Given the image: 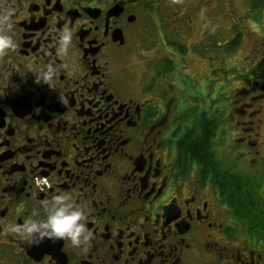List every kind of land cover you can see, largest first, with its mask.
<instances>
[{"label":"flooded vegetation","instance_id":"af4514ba","mask_svg":"<svg viewBox=\"0 0 264 264\" xmlns=\"http://www.w3.org/2000/svg\"><path fill=\"white\" fill-rule=\"evenodd\" d=\"M3 3L16 9L18 46L0 55V264H264V237L232 214L219 178L202 179L190 153L200 137L219 168L246 175L244 149H258L251 159L264 204V38L243 57L239 79L235 52L244 33L235 49L232 33L211 41L214 55L201 56L241 82L226 112L180 99L174 70L216 26L263 22L264 0ZM150 23L184 29L162 47L156 72L143 68L139 53ZM65 24L73 33L61 53ZM196 28L198 39L188 43ZM59 194L86 209L87 242L28 243L7 230L43 218Z\"/></svg>","mask_w":264,"mask_h":264},{"label":"rangeland","instance_id":"374dc122","mask_svg":"<svg viewBox=\"0 0 264 264\" xmlns=\"http://www.w3.org/2000/svg\"><path fill=\"white\" fill-rule=\"evenodd\" d=\"M257 1V0H256ZM264 7V6H263ZM257 15L255 12H252V17L254 18ZM251 19L254 22V19ZM263 22L258 23H247V24H236L235 20H229L232 22V25L225 26H216L214 34L212 36H208V42L203 45H199L195 43L194 45L188 46V50H184L185 53H188V58H186V63L176 64L174 67L175 73L177 75V82L180 84L181 92H178V97L180 99L187 98V102L193 105H199L201 108L211 107L214 113H219V111H227L228 108L236 105L237 99L233 98L232 88L234 91H237L238 86L241 85L240 81H237L233 75L226 76L222 71L216 70L214 67H211L209 63L205 61H201V56L208 57L210 55H214L212 48L213 40L218 39L223 43L226 42L230 34H243V40L239 44L236 52V70H237V79H239L240 75H243V68L245 65L247 66V59L243 57L249 51L257 50L259 42H261V38H264V9L262 13ZM196 33L193 38H189L186 40L189 42H194L198 39V36L201 32L200 28H196ZM184 32L183 30H167L163 26L159 29L155 23H150L149 27L146 29L145 33H142L140 37V59L144 58L146 60L145 68L151 72L154 70L155 72L160 69L158 62L156 63V58L159 59L161 56L162 47H166V45L172 42V39L178 41V37L174 36L176 33ZM216 34V36H215ZM187 36H185V39ZM210 45V46H209ZM223 49L227 50V46L223 47ZM176 56L180 54L178 51H173ZM163 53V52H162ZM164 54V53H163ZM168 54V52L166 53ZM199 57V58H198ZM213 61V60H210ZM246 69V68H245ZM225 75V77H224ZM238 82V84H237ZM250 92L248 93V95ZM240 100L244 101L247 97L246 94L241 93L238 95ZM182 97V98H181ZM239 100V101H240ZM182 105L184 103L182 102ZM264 105V103H263ZM243 117V118H242ZM244 119V115L241 116ZM246 124L243 128H247ZM255 127V124L253 125ZM250 135L251 141L256 140L253 131ZM237 142H233L232 150H240V146L237 145ZM222 144H217L216 146L220 147ZM250 150V151H249ZM258 149H249L246 147L244 149L245 158L250 157L248 161L245 160L246 170L251 174H257V162L256 160H252L257 157L255 155V151ZM252 158V159H251Z\"/></svg>","mask_w":264,"mask_h":264},{"label":"clouds","instance_id":"9594fccd","mask_svg":"<svg viewBox=\"0 0 264 264\" xmlns=\"http://www.w3.org/2000/svg\"><path fill=\"white\" fill-rule=\"evenodd\" d=\"M16 9L0 0V55L15 51L18 46L16 32L11 17ZM73 29L67 24L59 31L57 40L59 51L66 52L72 38ZM51 75V66L43 73L45 79ZM48 183L47 180L42 181ZM87 211L76 204L65 194L54 195L46 202L43 218H29L22 225L12 223L8 226L9 232H14L28 243H39L44 238L66 239L73 246H80L91 237V232L85 223Z\"/></svg>","mask_w":264,"mask_h":264},{"label":"trees","instance_id":"16d2710c","mask_svg":"<svg viewBox=\"0 0 264 264\" xmlns=\"http://www.w3.org/2000/svg\"><path fill=\"white\" fill-rule=\"evenodd\" d=\"M240 39V35L237 34L232 46L234 49L239 44ZM204 145L199 137V140L195 141L192 147L190 146L191 157L198 160L202 170V179L208 177L212 183L215 174L219 178L220 197L227 202L232 214L237 216L245 226L248 225L253 230H259V235L264 237V204L261 179L247 170L246 175L239 172L230 174L229 171L219 168L220 164L215 163L211 157L210 145ZM214 165L217 167V171H215Z\"/></svg>","mask_w":264,"mask_h":264},{"label":"built area","instance_id":"2783aa9c","mask_svg":"<svg viewBox=\"0 0 264 264\" xmlns=\"http://www.w3.org/2000/svg\"><path fill=\"white\" fill-rule=\"evenodd\" d=\"M42 181H43V180L38 181L37 184H39V185H40V184H43Z\"/></svg>","mask_w":264,"mask_h":264},{"label":"water","instance_id":"95a60500","mask_svg":"<svg viewBox=\"0 0 264 264\" xmlns=\"http://www.w3.org/2000/svg\"><path fill=\"white\" fill-rule=\"evenodd\" d=\"M261 89L264 90V85H262Z\"/></svg>","mask_w":264,"mask_h":264}]
</instances>
